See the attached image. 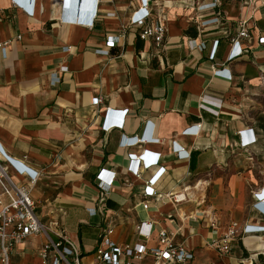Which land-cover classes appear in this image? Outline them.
Wrapping results in <instances>:
<instances>
[{
	"label": "crops",
	"instance_id": "0c3cea01",
	"mask_svg": "<svg viewBox=\"0 0 264 264\" xmlns=\"http://www.w3.org/2000/svg\"><path fill=\"white\" fill-rule=\"evenodd\" d=\"M99 1L100 14L89 28L67 18L78 13L84 22L91 20L92 0H0V44L12 40L6 57L0 49V144L39 172L32 195L40 219L59 220L79 241L85 260L92 259L108 222L115 226L113 239L124 243L139 241L137 224L152 219L177 232V240L195 255L192 264L258 263L264 232L236 240L232 254H220L212 243L231 221L264 225L254 207L264 201V6L249 22L251 40H241L248 51L230 59L242 0H222L207 10L199 5L211 0H158L164 6L155 9V19L160 14L168 26L163 46L140 39V29L130 27L110 53L104 51L108 37L128 24L140 2ZM217 15L219 23H204ZM190 39L206 48L191 47ZM64 66L68 70L62 72ZM218 68H227L232 78L218 76ZM53 73L60 80L52 79ZM203 96L216 101L206 103L218 114L201 108ZM95 97L102 103L94 105ZM109 107L128 112L122 128L106 132L102 125ZM199 123V133L185 131ZM247 130L256 141L244 145ZM148 133L156 140L121 145L122 136ZM176 144L189 154L179 156ZM146 149L161 153L160 166L166 167L155 188L163 194L184 192L186 201L149 199L150 208L143 209L146 182L157 167H141L139 178L129 170L138 162L129 154ZM104 168L115 171L117 181L107 193L104 214L91 215L99 194L97 175ZM10 174L17 182L28 181L13 169ZM205 210L219 214L216 229ZM81 224L97 234L80 238ZM45 241L37 236L19 242L9 264H44L39 252ZM147 244L158 246L156 231ZM143 264L155 260L149 256Z\"/></svg>",
	"mask_w": 264,
	"mask_h": 264
},
{
	"label": "built area",
	"instance_id": "2783aa9c",
	"mask_svg": "<svg viewBox=\"0 0 264 264\" xmlns=\"http://www.w3.org/2000/svg\"><path fill=\"white\" fill-rule=\"evenodd\" d=\"M13 1L16 3L17 0ZM92 1L93 8L91 11V20L84 22V20L80 19L78 13L67 19L86 23L89 28H94L95 21L100 14L98 10L100 1ZM139 2L140 6L133 11L128 24L122 25L119 33L108 37L106 49H104L106 53H110V51L126 37L127 29L130 27L140 29V39L153 40L158 48L163 46L165 36L168 32V26L163 21L164 19L160 14H158L157 19H155V9L164 6V2L160 3L158 0H139ZM221 2L222 0H211L210 2H204L199 5V8L201 10L216 9L221 5ZM261 6H264V0H242L243 12L238 21V34L232 39L234 47L230 59L238 57L245 51H248L241 46V40H251L252 34L249 29V22ZM28 7V9H30V6ZM219 22L220 16L217 15L215 18L206 20L204 23L207 25ZM20 37L19 35L18 39ZM196 41V39H190V46L200 47L201 49L206 48L205 42L198 44ZM260 41L264 43V36L260 37ZM11 42L12 40H8L0 44V49L4 57L8 54L7 47ZM218 43L219 40H216L214 43V50L210 56L212 59ZM70 49L71 47L67 48V50ZM62 69V72L68 70L67 66H64ZM215 73L218 76L226 75L229 79L232 78V73L227 71V68L215 69ZM52 79L60 80V77L57 76V73H53ZM202 99L201 108L209 110L212 113H219L218 109L210 107L206 103V101H208L216 104L215 100H210L206 96H203ZM102 101L103 99L101 97H95L93 99V104L98 105L102 103ZM220 107L221 104H219V108ZM127 112V109L115 111L109 107L102 125L103 130L108 132L113 128H122ZM116 117H119V120H115L114 118ZM200 128L201 123L195 124L185 131L199 133ZM243 136L242 144L244 145L256 141V137L251 130L243 132ZM150 140L154 141L156 138H153L149 133L143 137L139 135L122 136L121 145L131 147L147 143ZM174 149L179 152V156H187L189 154V152L182 150L178 144L175 145ZM129 158L131 162L138 161L135 165L131 164L129 170L139 178L142 177L141 167L143 170L157 167V170L146 182L144 197L148 200L143 202V209L147 210L150 208V200L156 203L171 202L177 205L188 199L187 194L184 192L163 194L155 188L157 182L166 172V167L160 166L162 158L161 153L146 149L140 155L137 153H130ZM10 169H13L18 174L25 175L28 181L23 183L15 181L10 174ZM38 179V171L31 168L23 161L16 160L9 156L3 148H1L0 144V261L3 264H9L10 254L19 242L37 236L46 238L39 252L44 264H48L50 259H52L51 264H143L144 260L149 256L155 260V264H158L160 261H164L166 264H192L195 255L183 244V242L177 240V232L157 226V223L153 222L152 219L141 220L140 223L137 224L136 231L140 238L139 241L124 243H119L113 239L115 226L112 222H108L107 225L101 228L99 242L92 254V259L85 260V253L79 241L73 239V237L67 233L66 228L59 220L44 222L40 219L38 214L39 202L32 195L33 186L37 183ZM116 181L117 174L115 171L105 168L100 170L97 175L99 194L96 200V206L89 209L91 215L104 214L107 193L114 186ZM257 197L261 198L262 196L257 195ZM254 207L264 212V201L258 200L254 204ZM59 210L60 212H64L62 208H59ZM203 214L207 217L209 226L212 229H216L219 226L220 216L218 213L212 210H205ZM154 231L157 233L159 244L158 246L150 247L147 242L153 237ZM261 232H264V225L262 224H242L238 221H231L226 231L217 237L212 245L220 254H232L233 244L236 240L249 234ZM253 263V261L250 262V264Z\"/></svg>",
	"mask_w": 264,
	"mask_h": 264
},
{
	"label": "trees",
	"instance_id": "16d2710c",
	"mask_svg": "<svg viewBox=\"0 0 264 264\" xmlns=\"http://www.w3.org/2000/svg\"><path fill=\"white\" fill-rule=\"evenodd\" d=\"M140 43H137V49H140ZM191 167L194 168L195 167V163L192 162ZM90 233L92 236H95L97 234V231L92 230L91 228H87L85 225L81 224L80 225V238H83V233ZM101 233V232H100ZM253 264H264V254H261L259 256V262L256 263L254 262Z\"/></svg>",
	"mask_w": 264,
	"mask_h": 264
},
{
	"label": "clouds",
	"instance_id": "9594fccd",
	"mask_svg": "<svg viewBox=\"0 0 264 264\" xmlns=\"http://www.w3.org/2000/svg\"><path fill=\"white\" fill-rule=\"evenodd\" d=\"M261 212V214L264 216V212H262V211H260Z\"/></svg>",
	"mask_w": 264,
	"mask_h": 264
},
{
	"label": "rangeland",
	"instance_id": "374dc122",
	"mask_svg": "<svg viewBox=\"0 0 264 264\" xmlns=\"http://www.w3.org/2000/svg\"><path fill=\"white\" fill-rule=\"evenodd\" d=\"M123 231V230H122ZM124 232V231H123ZM75 236V235H74Z\"/></svg>",
	"mask_w": 264,
	"mask_h": 264
},
{
	"label": "water",
	"instance_id": "95a60500",
	"mask_svg": "<svg viewBox=\"0 0 264 264\" xmlns=\"http://www.w3.org/2000/svg\"><path fill=\"white\" fill-rule=\"evenodd\" d=\"M79 1V0H78Z\"/></svg>",
	"mask_w": 264,
	"mask_h": 264
}]
</instances>
